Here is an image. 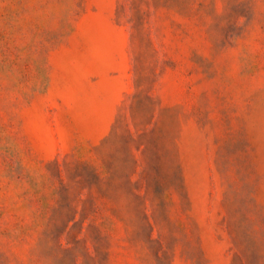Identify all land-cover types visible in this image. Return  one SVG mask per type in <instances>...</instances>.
Instances as JSON below:
<instances>
[{"label": "rangeland", "instance_id": "rangeland-1", "mask_svg": "<svg viewBox=\"0 0 264 264\" xmlns=\"http://www.w3.org/2000/svg\"><path fill=\"white\" fill-rule=\"evenodd\" d=\"M0 264H264V0H0Z\"/></svg>", "mask_w": 264, "mask_h": 264}]
</instances>
